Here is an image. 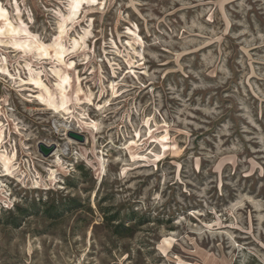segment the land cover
<instances>
[{"label": "rangeland", "instance_id": "1", "mask_svg": "<svg viewBox=\"0 0 264 264\" xmlns=\"http://www.w3.org/2000/svg\"><path fill=\"white\" fill-rule=\"evenodd\" d=\"M71 1L0 0V264H264V0Z\"/></svg>", "mask_w": 264, "mask_h": 264}, {"label": "trees", "instance_id": "2", "mask_svg": "<svg viewBox=\"0 0 264 264\" xmlns=\"http://www.w3.org/2000/svg\"><path fill=\"white\" fill-rule=\"evenodd\" d=\"M70 203L75 204L77 202L76 200L69 198L68 203L65 204V206L69 205ZM42 207H43L42 209L43 216L50 219L58 218V216L64 211V204H61L59 206V204L57 205L54 202H49V201L42 203ZM106 211H108V209L102 210L104 216V222L107 225H109L111 228H113V231L116 235H123L124 231H129V232L132 231L131 227L125 226V224L121 221L119 213L108 215ZM9 213L12 212L10 211ZM17 213L19 217H24L26 212L23 209H21L19 206H17Z\"/></svg>", "mask_w": 264, "mask_h": 264}, {"label": "bare ground", "instance_id": "3", "mask_svg": "<svg viewBox=\"0 0 264 264\" xmlns=\"http://www.w3.org/2000/svg\"><path fill=\"white\" fill-rule=\"evenodd\" d=\"M82 0H72L71 1V11H70V16L73 14V12H75V15H76V13H77V10H78V8L76 7V5L77 4H79V6H80V2H81ZM74 15V16H75ZM73 16V17H74ZM0 17H6V13H5V11L1 8V6H0ZM14 31L16 32V33H18V34H24V33H27L28 31H27V27L24 25V24H22L21 22L19 23V25L17 26V27H15L14 28ZM39 46V45H38ZM39 48H40V46H39ZM56 53L58 54V55H61L62 53H63V51L61 50V49H58V50H56ZM2 163H3V166H4V168L5 169H7L8 168V165H9V160L6 158V157H3L2 158Z\"/></svg>", "mask_w": 264, "mask_h": 264}, {"label": "water", "instance_id": "4", "mask_svg": "<svg viewBox=\"0 0 264 264\" xmlns=\"http://www.w3.org/2000/svg\"><path fill=\"white\" fill-rule=\"evenodd\" d=\"M68 136L79 142V143H84V137L79 135V134H76V133H73V132H70L68 134ZM38 149H39V152L44 156V157H49L53 154L54 150H55V146H47L45 143H42L40 142L38 144Z\"/></svg>", "mask_w": 264, "mask_h": 264}, {"label": "snow or ice", "instance_id": "5", "mask_svg": "<svg viewBox=\"0 0 264 264\" xmlns=\"http://www.w3.org/2000/svg\"><path fill=\"white\" fill-rule=\"evenodd\" d=\"M93 2H94V0H93ZM76 7L78 8V7H79V4H77ZM74 15H75V12H73V14H72L71 16H69L67 19H68L69 21H71V20L73 19V16H74ZM60 31H61V34H64V32H65V28H64V25H63V24L61 25ZM47 47H49V46L41 45L40 48H39L38 50H39V51L43 54V56L46 57V58H49V59H58V58H59V55L56 56V57H49V56H48ZM51 47H53V48H58L59 45H58V44H54V45H51ZM71 66H72V65L69 64V67H71Z\"/></svg>", "mask_w": 264, "mask_h": 264}]
</instances>
